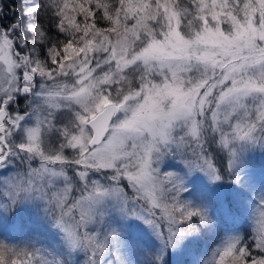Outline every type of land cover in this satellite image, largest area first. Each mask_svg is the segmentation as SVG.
Here are the masks:
<instances>
[{"label": "snow or ice", "instance_id": "1", "mask_svg": "<svg viewBox=\"0 0 264 264\" xmlns=\"http://www.w3.org/2000/svg\"><path fill=\"white\" fill-rule=\"evenodd\" d=\"M258 158L264 0H0V264H264Z\"/></svg>", "mask_w": 264, "mask_h": 264}, {"label": "trees", "instance_id": "2", "mask_svg": "<svg viewBox=\"0 0 264 264\" xmlns=\"http://www.w3.org/2000/svg\"><path fill=\"white\" fill-rule=\"evenodd\" d=\"M22 0H6V3L19 9L21 7ZM7 11V8L5 9ZM257 163L260 167L264 168V158H258Z\"/></svg>", "mask_w": 264, "mask_h": 264}]
</instances>
